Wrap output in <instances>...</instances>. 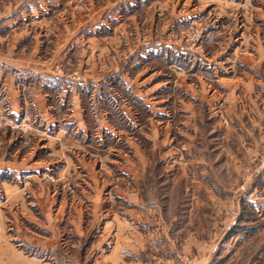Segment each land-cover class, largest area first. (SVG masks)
I'll list each match as a JSON object with an SVG mask.
<instances>
[{
  "label": "rangeland",
  "instance_id": "1",
  "mask_svg": "<svg viewBox=\"0 0 264 264\" xmlns=\"http://www.w3.org/2000/svg\"><path fill=\"white\" fill-rule=\"evenodd\" d=\"M66 1L53 2L70 7L73 1ZM80 1L73 2L74 12ZM40 2L0 0V184L27 185L22 188L26 199L77 200L81 181L86 199L114 197L105 190L113 186L141 199L142 210L119 202L113 208L118 217L131 211L135 221L131 245L136 252L126 264H264V0H152L122 14L132 46L136 41L130 28L136 25L139 42L156 39L166 44L170 56L159 62L139 60L130 70L119 35L112 62L118 73L109 77L101 71L95 83L88 66L75 65V55L61 61L66 48L60 45L57 23L71 13L64 9L37 23L39 14L30 20L28 12ZM81 2L82 15L97 3ZM172 9L181 11L180 21L172 19ZM14 16L20 24L11 29L7 25ZM33 68L53 77L16 78V72ZM124 73L140 91L138 98L124 89ZM59 74L80 91L82 85L88 90L95 85L102 101L90 92L74 99L60 95ZM159 107L165 110L156 111ZM96 114L117 135L113 143L108 137L102 142L104 150L110 149L106 152L85 148L76 126L77 119H84L92 135ZM129 118L138 123L137 135ZM45 120L53 125L44 129ZM64 121L71 123L70 133L62 129L68 140L55 144L64 146L55 149L60 155L50 156L46 136H56ZM128 137L142 160L129 154ZM83 149L96 153L83 157ZM64 156L74 169L77 159L83 161L95 174L93 182L81 170L79 175L63 173ZM124 157L133 163L134 175L120 174ZM89 183L97 194L87 189ZM88 232L86 243L93 229ZM88 252L85 264L93 260Z\"/></svg>",
  "mask_w": 264,
  "mask_h": 264
},
{
  "label": "crops",
  "instance_id": "2",
  "mask_svg": "<svg viewBox=\"0 0 264 264\" xmlns=\"http://www.w3.org/2000/svg\"><path fill=\"white\" fill-rule=\"evenodd\" d=\"M53 1L54 0H44V2H40L37 7L31 6L28 12V15L32 18L30 20H35L38 17L36 15L39 14V18L36 22L40 23L48 16H53L57 12L64 13V9L67 10L68 14L71 13V18L66 21L60 20L57 23V27L60 28L56 30L57 36L61 37L60 45H63L64 49L66 48L61 61H68L70 53L75 55V65L78 66L79 69L88 66L89 72L91 73L89 80H92L93 83H95L94 79L101 77L98 75L101 71L103 75L109 77L118 73L117 65H114L112 62L117 60V57L115 56H117L116 47L119 35L123 38L127 54V58L124 57L122 59L128 60H125V63L130 64V70L140 63L139 60L146 62H159L170 56L169 53L166 52L169 49L166 50L164 47L166 44H161V42L156 41V39L153 40L149 38L147 43L139 42L138 33L136 32L138 28L136 25H132L130 28L134 30V39L136 41H134L136 45L132 46V34L127 35V28L119 18L122 14L127 15L132 12L131 10L137 8L142 9L152 0H125L120 2L121 4H117L116 0H102V3L99 4L98 0H96L97 3H94L93 5L89 4L90 8L87 9L83 15L79 10L83 7V2H81L83 0L76 4L75 9L78 8L76 12L73 10V2L76 0L66 1L69 3L73 1L70 7L66 6L68 5L67 3L64 5L58 3L54 4ZM185 6L186 4L183 5V7ZM18 10L20 11L18 8L13 14L17 13ZM259 10H261V8H259ZM172 11H174V9L169 12V14H173L172 19L174 21H180L182 18L180 14L181 11H178L176 14L172 13ZM74 14L77 16L76 19L73 17ZM83 16H87V18L85 19ZM17 21V17L14 16L12 20L9 19L10 23L7 27L15 29V27L20 24V22L18 23ZM4 23L5 21H3L2 24ZM125 63L124 68L127 70V65ZM44 73L46 74L47 72L45 71ZM15 74L18 79H27V77L28 79L31 77L33 79L36 77L35 75L42 76V74L34 68L33 70H28V72L21 70L19 73L16 72ZM59 75V78L62 79L63 83L59 87L60 95L73 96L74 99V97L78 98L80 96L82 98V96H86V94L90 92L93 96L92 98H94V95H97L96 100L102 101V93L100 92L101 94H98L99 90L96 89L99 88H96L95 85V88L89 87V90L88 86L82 85L81 88H83V90L80 91V89L76 87L77 83L69 82L70 80H67L62 76L63 74ZM52 77L53 74L51 72L42 76L43 79H51ZM120 77L124 80L123 85L126 87H124V89L126 91L128 89L130 94L138 98L141 93L138 89L129 85L127 75L124 73L120 75ZM28 84L31 85V81H29L27 85ZM32 90L33 88H31V93ZM110 95L112 94H109L108 98L112 99L113 103V98ZM103 101L105 102L104 99ZM109 102H111V100H109ZM76 105L77 104L74 106ZM148 107L150 106L148 105ZM13 110L15 113H19L16 103ZM164 110L165 109L162 107L156 109V111L162 112ZM86 114L84 115L86 116ZM100 116V114H96L95 122L97 128L92 131V135L90 134L89 128L83 122L84 119H77L76 126L80 132V140L85 145V148L93 147L101 152H106L108 148L104 150L102 142L108 137V141L113 143V139L116 138L117 135L114 134L115 130H112L110 125H108L107 128L105 127L106 125L100 123ZM23 118L25 119L26 116ZM129 121L132 129L131 131L136 130L132 134L137 135L139 130L138 123L130 118ZM41 123H45V125H42L45 126L44 129H47L53 125V120H45ZM159 123L160 122H157V124ZM70 125L71 123L69 121H64L63 124L61 123L58 125L60 130L56 136H46L45 141L48 145L47 150L49 151L48 153L50 156L60 155V152L55 149H63L64 146H57L55 144H60L64 141L67 142L68 139L65 137V133L62 134V129L64 128L70 133ZM153 126L155 125L153 124ZM102 127H105L106 129ZM102 129H105L103 132L107 133L106 136L102 134ZM141 135V138H144V140L152 141V139L146 134ZM28 137L32 138L30 135H28ZM131 138L132 137H128L126 139L127 148L130 152L129 154H131L133 158L136 157L142 160L144 156L140 155L138 146H136V143L131 140ZM24 139L27 140L26 138ZM25 140L23 142H25ZM85 150L83 149L81 153L83 157L85 154L91 155V152L96 153V150H88L84 154L83 152H85ZM36 154H38V152L35 148L34 155ZM64 158V161L61 162L62 167L60 168L63 173L67 175H79V170H81L83 174L91 176L92 180L90 178V181L93 182L95 174L85 166L83 161L77 159V167L74 169L73 165L69 163H72L70 158L65 156ZM122 161L124 166H119V168L116 166L120 174L126 176L134 175L136 172L134 168H132L133 163L130 161V158L124 157ZM75 170H77L78 173H76ZM30 171L31 170L28 172ZM33 171L35 170H32L31 172ZM84 184V181L76 184L75 190L78 192L77 196H80L77 200L68 201L61 199L53 201L50 199L43 200L37 198L26 199L22 196V188L24 190L27 185L20 188L19 185H6L5 183H1L0 264H85V261H87L86 254L89 253L88 251H91L93 254V260L90 262L91 264H119L120 262L126 264L127 259L132 258L135 251L131 245L134 229L133 224L135 221L133 220L131 211H125L122 213L123 217H118L113 208L116 206V203L119 202L126 207L136 206L142 210L143 201L134 198L132 195L123 193L118 186H113L112 189L105 187V190H109L107 191V195L110 196L113 194L114 196L107 200H102L99 198V195H97V197L86 199L83 192ZM87 189L92 193H96L98 190L97 188H93L90 183L88 184ZM106 207L108 208L106 209ZM21 211H23L25 215H23ZM26 212L29 213L28 216L26 215ZM118 218H120V220H118ZM39 219L41 221H39ZM89 228L93 229V235L91 236V241L86 243L84 239L88 236Z\"/></svg>",
  "mask_w": 264,
  "mask_h": 264
}]
</instances>
